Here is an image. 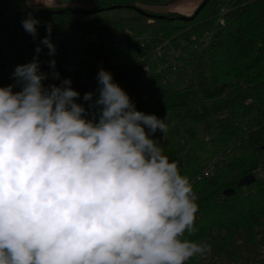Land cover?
Wrapping results in <instances>:
<instances>
[{
  "label": "clouds",
  "instance_id": "obj_1",
  "mask_svg": "<svg viewBox=\"0 0 264 264\" xmlns=\"http://www.w3.org/2000/svg\"><path fill=\"white\" fill-rule=\"evenodd\" d=\"M21 23L35 40L40 21ZM46 29L40 44L54 56ZM35 51L0 87V264H186L209 252L184 238L198 197L153 139L167 134L164 118L138 111L104 69L87 108L70 79L45 87L60 74L54 59L41 71Z\"/></svg>",
  "mask_w": 264,
  "mask_h": 264
},
{
  "label": "trees",
  "instance_id": "obj_2",
  "mask_svg": "<svg viewBox=\"0 0 264 264\" xmlns=\"http://www.w3.org/2000/svg\"><path fill=\"white\" fill-rule=\"evenodd\" d=\"M175 1L106 0L97 8L105 10L90 16L79 9H64L61 15L7 12L11 15L0 17V46L19 41L25 47L5 69L15 82V67L31 62L39 45L41 71L51 73L48 61L54 59L60 74V80L49 76L45 87L70 79L80 93L77 102L86 108L90 102L83 100L85 93L98 98L99 70L111 72L138 111L164 118L167 134L157 131L153 139L170 162H178L198 197L196 231L184 238L206 243L210 251L186 264H264V177L238 187L242 178L264 166V0H210L185 22L164 10ZM115 5L121 7L109 9ZM224 8L228 12L220 24ZM138 10L165 18L152 19ZM29 13L40 21L36 40L22 27ZM48 24L51 37L59 38L54 56L37 41L48 35ZM77 31L94 39L120 38L117 46L102 43L96 48L75 41ZM145 34L152 36L150 41L136 39ZM194 35L206 37V44L188 52L177 72L155 73L153 67L151 73L143 72L158 43ZM20 90L18 85L13 89ZM228 189L235 194L225 196Z\"/></svg>",
  "mask_w": 264,
  "mask_h": 264
},
{
  "label": "built area",
  "instance_id": "obj_3",
  "mask_svg": "<svg viewBox=\"0 0 264 264\" xmlns=\"http://www.w3.org/2000/svg\"><path fill=\"white\" fill-rule=\"evenodd\" d=\"M227 12V8L221 10L220 17L218 18V22L220 24L224 23L223 17ZM119 38L120 36H117V38L107 41L104 38L94 39L92 36L80 34L77 37V40L81 44H93L96 48H98V46L102 43L110 44L111 46H117ZM151 38L152 36L145 34L143 36H138L136 39L141 42H148L151 40ZM31 39H33L32 36ZM41 40L42 39H37L38 42ZM51 40L53 44H57L59 42V38L57 37H51ZM206 40V37L199 38L194 35L189 39H182L176 43L172 42L171 40L161 41L158 43L154 52L149 56L150 63L143 65L142 70L143 72L151 73L150 68L153 67L155 73H175L183 66L184 58H187V53L201 50L203 46H205ZM24 47L25 44L19 41L15 45L2 44L0 46V87H6L10 84H15V82L12 81L11 77L8 75L5 66L6 63L17 56L19 52L24 49ZM258 171L263 172L264 166Z\"/></svg>",
  "mask_w": 264,
  "mask_h": 264
},
{
  "label": "crops",
  "instance_id": "obj_4",
  "mask_svg": "<svg viewBox=\"0 0 264 264\" xmlns=\"http://www.w3.org/2000/svg\"><path fill=\"white\" fill-rule=\"evenodd\" d=\"M117 3L124 0H112ZM204 0H176L167 7V11L187 15L189 8L194 7L196 11ZM106 0H0V12H15L23 10H64L79 9L84 11L96 10ZM47 5V6H46ZM193 11V12H194ZM195 13V12H194ZM192 13V14H194ZM191 14V15H192ZM189 15V16H191ZM184 17V16H183Z\"/></svg>",
  "mask_w": 264,
  "mask_h": 264
},
{
  "label": "water",
  "instance_id": "obj_5",
  "mask_svg": "<svg viewBox=\"0 0 264 264\" xmlns=\"http://www.w3.org/2000/svg\"><path fill=\"white\" fill-rule=\"evenodd\" d=\"M210 0H204L203 3L199 6V8L196 10L195 14H193L191 17H181V21L182 22H185L189 19H193L200 11L202 8H204L206 6V4L209 2ZM121 6L120 5H115V6H112L111 10H115L117 8H120ZM105 9L104 8H100V9H96V10H91V11H84V10H78L77 12H81L83 15H86V16H90V15H94L96 13H101L103 12ZM66 12V10H47V11H42V12H38L39 14L41 15H45V14H48V15H61V14H64ZM138 12L148 16L149 18H152V19H164L165 17L164 16H157V15H153V14H147V13H143L141 11L138 10ZM11 15L10 13H7V12H0V17H7ZM257 178L255 177V175H248L244 178H242L239 183H238V187L242 188V187H247V186H250L252 184H254L256 182ZM235 194V190L234 189H228L224 192V195L225 196H232Z\"/></svg>",
  "mask_w": 264,
  "mask_h": 264
},
{
  "label": "rangeland",
  "instance_id": "obj_6",
  "mask_svg": "<svg viewBox=\"0 0 264 264\" xmlns=\"http://www.w3.org/2000/svg\"><path fill=\"white\" fill-rule=\"evenodd\" d=\"M127 0H124V2H126ZM164 10H167V8H164ZM187 11V15L185 16V15H183L184 17H191L193 14L192 13H194V12H196V11H194V7H192V8H189L188 10H186ZM194 11V12H193ZM192 14V15H191ZM181 15V14H180ZM189 15H191V16H189ZM182 16V15H181ZM182 16V17H183ZM177 24H180V22H177ZM53 33H56V31H54L53 30ZM76 36H79L80 35V32L79 31H77L76 32ZM54 36H56V35H54ZM75 41H78L77 40V38L75 37ZM170 79H171V81H175L176 80V77L175 76H172V77H170ZM181 85H180V83H176V87H180ZM255 177H257V178H263L264 177V171L263 172H260V171H257V172H255Z\"/></svg>",
  "mask_w": 264,
  "mask_h": 264
}]
</instances>
